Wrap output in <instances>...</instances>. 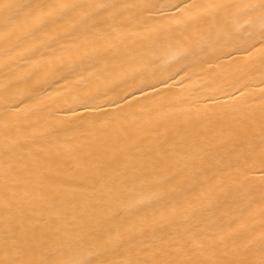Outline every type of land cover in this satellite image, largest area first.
<instances>
[{"label":"bare ground","instance_id":"6f19581e","mask_svg":"<svg viewBox=\"0 0 264 264\" xmlns=\"http://www.w3.org/2000/svg\"><path fill=\"white\" fill-rule=\"evenodd\" d=\"M0 264H264V0H0Z\"/></svg>","mask_w":264,"mask_h":264}]
</instances>
